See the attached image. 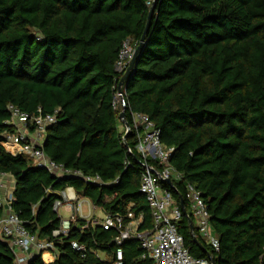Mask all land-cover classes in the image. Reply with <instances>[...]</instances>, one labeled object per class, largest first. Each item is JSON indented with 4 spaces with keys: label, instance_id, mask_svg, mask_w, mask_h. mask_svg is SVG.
I'll use <instances>...</instances> for the list:
<instances>
[{
    "label": "trees",
    "instance_id": "trees-1",
    "mask_svg": "<svg viewBox=\"0 0 264 264\" xmlns=\"http://www.w3.org/2000/svg\"><path fill=\"white\" fill-rule=\"evenodd\" d=\"M152 8L122 86L125 120L131 124L130 111L146 115L173 149L169 164L180 180L163 188L174 201L189 184L207 206L219 250L201 251L182 215L177 228L190 255L264 264V0H0V173L14 181L11 208L30 234L53 241L52 264H108L98 254L118 247L116 230L79 217L66 236L51 238L61 221L53 205L66 189L105 216L123 217V227L139 221V233L153 229L135 135L124 140L113 107L124 74L119 55L126 43L138 47ZM9 105L56 115L42 150L70 175L55 177L4 149L14 133ZM96 177L100 184L85 181ZM119 248L124 264H151L136 240ZM37 254L27 264H45ZM13 262L0 239V264Z\"/></svg>",
    "mask_w": 264,
    "mask_h": 264
},
{
    "label": "built area",
    "instance_id": "built-area-1",
    "mask_svg": "<svg viewBox=\"0 0 264 264\" xmlns=\"http://www.w3.org/2000/svg\"><path fill=\"white\" fill-rule=\"evenodd\" d=\"M127 45L128 43L124 45L116 63V70L119 73L125 72L132 58L133 49ZM113 107L120 113L125 111L122 94H116ZM7 110L9 119L6 123L13 128L14 133L4 137L2 143L4 149L13 155L20 154L28 157L39 169L46 170L55 177L70 175L69 171L52 162L42 150L45 133L49 127L56 124V115H44L40 110L36 114L28 115L12 105H9ZM129 120L131 124L129 130L124 127L125 134L133 132L135 135V150L141 158L139 193L144 196L150 210L153 229L139 233L137 231L139 221H132L123 227L124 218L121 216H105L99 222H92L90 217H86L85 220L91 225L99 224L105 231L113 229L118 232L114 240L118 247L108 264H124L123 252L119 246L123 241L131 239L139 243L142 251L141 260H149L151 264H211L207 258L192 257L184 246L183 237L177 228L182 216L180 206L174 201L170 192L163 188L164 185L173 188L172 182L180 180L179 174L169 164L173 149L161 144L159 131L146 115L130 111ZM128 153L131 154V151L128 150ZM9 177L7 174L0 173V208L4 209V216L0 219V239L8 244L13 253V264H26L30 253L54 254L55 246L52 240L38 239L24 228L11 208L12 194L2 195ZM85 181L100 184L98 177L87 178ZM67 191L68 189L60 193L61 199L54 203L53 210L58 212L59 209H65L70 216L61 219L58 228L51 233L52 239L66 236L71 223L77 217L82 218L79 200L74 193ZM183 200L192 222L193 233L195 229L198 237L195 233L194 235L202 245L217 252L219 242L213 234L207 206L201 194L188 184L185 186ZM127 218L131 219L132 215L128 214ZM72 248L78 252L85 251L84 246L76 243H72Z\"/></svg>",
    "mask_w": 264,
    "mask_h": 264
},
{
    "label": "water",
    "instance_id": "water-1",
    "mask_svg": "<svg viewBox=\"0 0 264 264\" xmlns=\"http://www.w3.org/2000/svg\"><path fill=\"white\" fill-rule=\"evenodd\" d=\"M156 1V0H155ZM152 11H153V8L150 10V14H149V20H148V24L146 26V29H145V32H144V35L143 37L141 38V41H140V44L138 45V47L133 51V54H132V58L131 60L129 61L128 63V66L123 74V76L121 77V79L119 80L118 82V85H117V93L118 94H122V86L124 84V82L126 81L127 77L129 76L130 72L132 71L133 67H134V63H135V60L137 58V55L142 47V44L144 42V38L148 32V29H149V26H150V18H151V14H152ZM119 120H121L123 122V125L125 127L126 130H129V124L126 122L125 120V114L124 112L120 113L119 114ZM128 134H126L124 136V140L126 139ZM179 205H180V209H181V212H182V215L183 217L187 220V223H188V226H189V230H190V233L192 234V237H193V242L196 244V246L203 252H206L204 246L201 244V242L197 239V237L194 235L193 233V226H192V222H191V219L189 218L188 216V213L186 211V208H185V204H184V200L180 197L179 199ZM38 257L41 256V253H38L37 254ZM207 259L210 261L211 264H213V261H212V258L209 254H207Z\"/></svg>",
    "mask_w": 264,
    "mask_h": 264
},
{
    "label": "crops",
    "instance_id": "crops-1",
    "mask_svg": "<svg viewBox=\"0 0 264 264\" xmlns=\"http://www.w3.org/2000/svg\"><path fill=\"white\" fill-rule=\"evenodd\" d=\"M124 126H122L123 128ZM12 154V153H10ZM13 155V154H12ZM14 189V181L12 180L11 177H9L7 180H6V187H5V190L2 192V195L6 194V193H9V194H12V191ZM68 193H74L73 189L69 188ZM75 194V193H74ZM80 204H81V217L83 219H85L86 217H90L92 219V222H99L101 220H96L93 216V212L95 210H98L96 209L94 206L91 205V203L87 200V199H78ZM59 212V210H58ZM57 212L58 216L60 217V219H66V218H62L59 213ZM63 212L64 214L67 216V218L70 216V213L67 212L65 209H63ZM104 215V214H103ZM105 217V215H104ZM34 255V253H30L29 254V258H31L32 256ZM45 256L48 257V259L46 260ZM99 258L101 260H108L110 261L111 259V256L109 257H106L104 254L102 253H99L98 254ZM40 258L42 259V261L45 263V264H52L55 260V254L53 253H44L43 255L40 256ZM27 264V263H26Z\"/></svg>",
    "mask_w": 264,
    "mask_h": 264
},
{
    "label": "rangeland",
    "instance_id": "rangeland-1",
    "mask_svg": "<svg viewBox=\"0 0 264 264\" xmlns=\"http://www.w3.org/2000/svg\"><path fill=\"white\" fill-rule=\"evenodd\" d=\"M127 47H131V48H133L132 47V45L131 44H128L127 45ZM124 126V125H123ZM124 128V127H123ZM119 130H122V125L121 124H119ZM59 215L62 217V218H67V216L64 214V212H63V209H59ZM93 216H94V218L96 219V220H103V218H104V215H103V213L98 209V210H95L94 212H93Z\"/></svg>",
    "mask_w": 264,
    "mask_h": 264
},
{
    "label": "bare ground",
    "instance_id": "bare-ground-1",
    "mask_svg": "<svg viewBox=\"0 0 264 264\" xmlns=\"http://www.w3.org/2000/svg\"><path fill=\"white\" fill-rule=\"evenodd\" d=\"M9 148V147H8ZM45 258H46V260L48 259V257L47 256H45Z\"/></svg>",
    "mask_w": 264,
    "mask_h": 264
}]
</instances>
